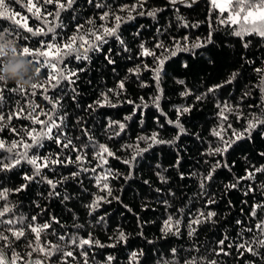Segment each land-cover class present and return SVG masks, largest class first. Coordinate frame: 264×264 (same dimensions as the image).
Returning a JSON list of instances; mask_svg holds the SVG:
<instances>
[{"label":"trees","instance_id":"obj_1","mask_svg":"<svg viewBox=\"0 0 264 264\" xmlns=\"http://www.w3.org/2000/svg\"><path fill=\"white\" fill-rule=\"evenodd\" d=\"M4 2L8 15L16 14L32 32L0 17V41L46 51L53 62L62 53L46 44L65 43L73 35L91 40L88 34L101 25L114 27L113 14L121 17L115 35L96 42L99 48L89 49L86 60L70 55L57 65L65 76L75 73L70 81L58 76L59 85L50 86L51 69L37 57L35 84L43 87L20 92L14 82L0 83V140L5 142L0 161L9 163L24 151L21 140L32 144L29 130L44 129L29 118L33 106L32 116L39 114L40 121H46L43 113L59 117L51 138L27 149L29 159L48 161L39 175L23 159L0 168V193L7 190L0 211L8 209L0 216L4 264H264V247L246 250L248 242L264 239L255 227L264 220V207H255L264 206V172L241 179L264 167V125L226 151H214L234 139V132L244 133L252 117H264V37L235 34L243 14L238 23H221L230 12L221 13L212 0H73L64 9L56 0H32L40 8L38 18L35 9L27 11L28 0ZM153 11L155 16L148 14ZM105 12L109 16L101 20ZM53 24L55 32H48ZM37 28L44 32L34 35ZM144 49L155 55H142ZM157 58L164 60L158 81ZM0 62L2 68L7 59ZM186 107L190 110L183 112ZM110 122L125 127L120 131ZM153 134L164 142L141 139ZM65 137L71 140L68 147ZM13 142L18 146L8 152ZM99 145L114 153L102 166ZM78 155L83 162L62 163ZM210 172L212 178L205 180ZM97 198L103 199L90 208ZM210 212L215 215L208 217ZM169 218L171 230H165ZM19 232L23 235L13 234Z\"/></svg>","mask_w":264,"mask_h":264},{"label":"snow or ice","instance_id":"obj_2","mask_svg":"<svg viewBox=\"0 0 264 264\" xmlns=\"http://www.w3.org/2000/svg\"><path fill=\"white\" fill-rule=\"evenodd\" d=\"M37 2H39V0H37ZM178 0H172V3H177ZM44 3L47 4H51L53 3V0H44ZM73 3V0H67V5H65V3H61L60 0H56V6L58 9H64L66 6L70 7ZM212 4L214 7L218 8L219 11L221 13H223L225 10H228L230 12V15L228 16V18L226 20H221V23H238L237 21V17H241V14H243L242 16V23H240V30L237 31L235 34L236 35H244V34H250L252 32L257 33L258 35L264 37V0H235V4L232 5L231 0H225V3H217V0H212ZM100 5H97V7H99ZM25 7L27 8L28 12H33V9H35L34 14L39 18L40 17V8L36 6L35 3L32 2V0H28L27 5H25ZM142 7V5H141ZM0 9H2V11H0V17H3L4 19H8L9 21H11V23L15 24V25H19L21 27L27 28L26 23L24 25H20V21L15 19V15L16 14H12V15H8V12L10 11V9L8 8V6L5 4L4 0H0ZM129 11H135V6H133ZM149 15L155 16V12H150L148 13ZM49 15H51V13H49ZM56 18L59 17V11L56 12L55 14ZM109 16L108 12H105L100 19L101 20H105L107 17ZM113 18L115 20V25L112 28L106 27L105 25H101L99 28L96 29V31L89 33L88 35L92 37L91 40L87 39L85 36L83 35H73L71 36L67 42L65 43H60V42H56V43H48L46 44V48L48 49H55V51L59 54L62 53V55H60L58 57V59H56L55 62H53V60L49 59V54L46 51H37V52H32L30 51V49L28 47H23L20 49V54L24 55V56H31L32 59H30V62L35 64L38 68L40 65V61L38 59H36L37 57H43V63L48 66L51 71L49 73V78H48V83L50 86L52 87H56L59 85V83L61 82L60 79H57V77L59 76L61 79H67L70 81V77L71 75H75V73H70L68 76L63 75L62 71H57V65L59 63L62 62L63 58L65 56H70V55H74L76 59H87V53L88 50L91 48H99V44L96 42H105L104 38L106 36L109 35H115L116 29L119 27V23L121 21V17L118 15H114L113 14ZM55 25L53 24L52 27L48 28V32H55ZM27 31L32 32L31 28H27ZM44 32L43 28H37L36 32L33 33L34 35L36 34H42ZM53 40H55V36H53ZM79 40V44H77V41ZM85 45H87V47H85ZM143 47V46H142ZM157 47H162V45H157ZM15 51V49H13ZM173 55H175V53H172ZM142 55L148 56V55H155L153 52L149 51L148 49H144L142 52ZM164 63V60L157 58V67L153 70L155 73V79L158 81L160 78V71L162 68V65ZM0 66H2V62H0ZM130 71H135L138 72L139 69L136 70H130ZM257 72H261V69H256ZM235 77V74H233V78ZM52 81H55V84H52ZM228 83H230L231 81H227ZM2 83V82H0ZM37 87H43V85H37V84H33L32 88L35 89ZM120 89H123L124 84L123 82L120 83L119 85ZM219 87V86H217ZM261 87L262 90H264V77H262L261 79ZM17 91L23 92V89L18 88ZM45 91H47V89H45ZM209 92L215 91V88H210L208 90ZM187 94V93H185ZM159 97L156 98V100L158 101ZM197 99H200V97H197ZM105 102L107 101V98L105 97ZM58 103V101L56 103L53 104L52 106V111L55 110L56 104ZM99 103V102H98ZM114 106V105H113ZM146 106V105H145ZM157 107H158V103H157ZM189 108H183L182 111L183 112H187L189 111ZM228 110V106L225 105L224 109L221 112V115H223V111ZM22 111V110H21ZM35 111V106L32 107V112ZM181 110L178 109V114ZM32 112L29 113V118H31L33 120V123H39L44 125V129L37 132L35 129L29 130L27 132L28 137L31 138L32 140V144L29 145L27 143H24L23 140H21L19 142V146L21 148L24 149V151L22 152H18L15 155H13L10 158L9 163H4L3 161H0V168H4L7 169L9 167H13L16 164H19L21 162V160H27L28 163H31L35 166V174L39 175V169L40 167L43 166H47L48 161H40V158L37 156H34L33 158L29 159L28 155H27V149L29 147L32 146H40V142L45 139V138H51L50 133L52 132V129L54 127L58 128L59 125H57L56 123V119H59V117H56V119L53 118V116L49 113H43L46 116V121H40L38 118L37 114L36 116H32ZM226 119V117H224ZM3 119V116H0V120ZM9 119H11V115L9 116ZM126 119H131V117H126ZM171 123V121H169ZM113 123L118 124V127L120 129V131H123L125 125L123 123H119V122H110L109 126H112ZM176 124L178 127H180V132H183V128L182 126H179V121H176ZM258 125H264V117L262 116H254L252 117L247 124V127L245 128L244 133H233L234 139L228 141L224 148H216L214 151L215 153L219 154L222 153L223 151H226L228 147L231 146L232 143L235 142L236 139H241L243 138V136L245 134H247L250 138L251 132L258 126ZM229 127H231L229 125ZM118 134V133H117ZM214 135H217L218 137H220L221 139H223V137L221 136L219 131H214L213 133ZM178 138V137H177ZM141 139H145V140H151L152 143H163L164 141H159L157 140V136L156 134H153L151 137H142ZM65 143L63 144L64 147H68L71 144V140L68 139L67 137H65ZM58 143L60 142L59 140L57 141ZM18 144L17 142H13L6 150L8 152H13L16 148H17ZM5 147V142L3 140H0V148H4ZM73 149L76 150L73 146ZM114 153H112L106 146L104 145H99L98 149L96 151V157L97 159L100 161V164H98V166H102L103 164L107 163V156H113ZM261 155H264V153H262ZM84 157L82 156H77L76 157V161H71V160H66L62 163H75V162H83ZM39 161V162H38ZM53 163H57L59 161H52ZM125 163H128V161H125ZM92 171H95V169H92ZM212 171H215V169H213ZM256 172H264V167L259 168V169H254L253 171L247 172L245 177H242L241 179H254ZM108 175L109 173L106 172L105 176L102 177L103 180H107L108 179ZM212 178V174L211 172L209 173L208 176H206L204 179L205 180H209ZM26 179H31V177H27ZM163 179V178H162ZM49 185H51L53 188H55V184L53 183V181L49 180L48 181ZM203 187V185H201ZM103 189H108V185L107 184H103ZM229 187H235V185H229ZM108 192L110 194L111 190L108 189ZM7 196V190H4L2 193H0V198H5L6 199ZM103 199V198H97V201L93 204L90 205V208H94L96 204L99 203V200ZM255 207H264L262 205H256ZM255 207L253 208L251 215L255 216L256 212H255ZM7 207L4 208L3 211H0V216H3L5 212H7ZM201 216H203L204 214L201 213ZM215 213H208V217L214 216ZM196 223H198L199 221H195ZM0 223H4V221H0ZM8 224H14L15 221L13 220H9L7 221ZM179 222L177 221V224ZM237 223H240L239 221ZM45 227H47V225H45ZM256 229H258L262 235H264V220H262L260 223L256 224ZM33 231H36L35 228L32 229ZM165 230H171V218H169V221L165 223ZM178 230V229H177ZM249 231L251 232L252 229H249ZM14 235H23V232H19V233H13ZM6 239V237L4 238ZM120 240H124V234L121 233ZM75 243V240L73 241ZM81 243H87V241H81ZM221 244L223 243V241L220 242ZM255 244L258 247H264V239H255L253 241L248 242V247L246 248L247 251L252 252L253 251V247L252 245ZM67 255H71V253H67ZM111 259V257H109V260ZM0 264H4V258H3V254L0 253ZM35 264H39V261H36Z\"/></svg>","mask_w":264,"mask_h":264},{"label":"clouds","instance_id":"obj_3","mask_svg":"<svg viewBox=\"0 0 264 264\" xmlns=\"http://www.w3.org/2000/svg\"><path fill=\"white\" fill-rule=\"evenodd\" d=\"M0 57L7 59L0 68V82H14L20 89L31 88L38 82L39 68L20 54L18 45L14 48L11 43L0 41Z\"/></svg>","mask_w":264,"mask_h":264},{"label":"rangeland","instance_id":"obj_4","mask_svg":"<svg viewBox=\"0 0 264 264\" xmlns=\"http://www.w3.org/2000/svg\"><path fill=\"white\" fill-rule=\"evenodd\" d=\"M217 3H225V0H217ZM236 19L239 20L240 17H237Z\"/></svg>","mask_w":264,"mask_h":264}]
</instances>
